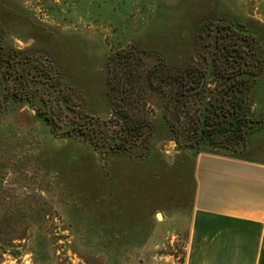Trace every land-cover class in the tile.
Here are the masks:
<instances>
[{
    "label": "rangeland",
    "instance_id": "1",
    "mask_svg": "<svg viewBox=\"0 0 264 264\" xmlns=\"http://www.w3.org/2000/svg\"><path fill=\"white\" fill-rule=\"evenodd\" d=\"M241 29L264 49V0H0V264H184L192 167L178 157L209 150L179 148L149 91L145 154L99 151L70 130L90 118L119 129L113 53L202 68L217 31ZM250 112L261 124L247 147L214 153L264 158V72Z\"/></svg>",
    "mask_w": 264,
    "mask_h": 264
},
{
    "label": "trees",
    "instance_id": "2",
    "mask_svg": "<svg viewBox=\"0 0 264 264\" xmlns=\"http://www.w3.org/2000/svg\"><path fill=\"white\" fill-rule=\"evenodd\" d=\"M232 33L217 31L202 68L194 63L171 65L163 58L146 66L145 51L139 48L113 53L106 64L107 85L119 129L90 118L70 132L99 151L138 155L140 148L145 154L154 124L139 104L141 93L149 91L164 99L163 116L179 148L197 152L207 148L209 153L246 148L249 134L261 124L250 110L251 92L264 72V49L249 30ZM210 84L213 89H207ZM37 112L56 127L42 109Z\"/></svg>",
    "mask_w": 264,
    "mask_h": 264
},
{
    "label": "crops",
    "instance_id": "3",
    "mask_svg": "<svg viewBox=\"0 0 264 264\" xmlns=\"http://www.w3.org/2000/svg\"><path fill=\"white\" fill-rule=\"evenodd\" d=\"M178 158L192 167L184 264H264V158Z\"/></svg>",
    "mask_w": 264,
    "mask_h": 264
},
{
    "label": "water",
    "instance_id": "4",
    "mask_svg": "<svg viewBox=\"0 0 264 264\" xmlns=\"http://www.w3.org/2000/svg\"><path fill=\"white\" fill-rule=\"evenodd\" d=\"M158 215V214H157Z\"/></svg>",
    "mask_w": 264,
    "mask_h": 264
}]
</instances>
